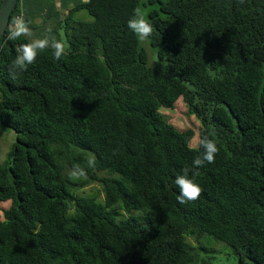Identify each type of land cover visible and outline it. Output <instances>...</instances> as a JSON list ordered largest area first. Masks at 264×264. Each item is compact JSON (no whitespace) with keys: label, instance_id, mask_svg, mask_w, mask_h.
<instances>
[{"label":"trees","instance_id":"trees-1","mask_svg":"<svg viewBox=\"0 0 264 264\" xmlns=\"http://www.w3.org/2000/svg\"><path fill=\"white\" fill-rule=\"evenodd\" d=\"M137 7L156 60L127 27ZM17 17L66 52L13 80L28 41L0 38V125L17 134L0 164V264H211L202 253L221 244L264 264V0H19ZM178 101L194 125L168 118ZM203 136L219 152L181 204L175 177ZM95 182L101 204L80 193Z\"/></svg>","mask_w":264,"mask_h":264},{"label":"clouds","instance_id":"clouds-1","mask_svg":"<svg viewBox=\"0 0 264 264\" xmlns=\"http://www.w3.org/2000/svg\"><path fill=\"white\" fill-rule=\"evenodd\" d=\"M88 2V0H85ZM148 13L146 10L137 7L133 10L132 17L127 21L128 29L137 37L138 42L144 43L153 35V25L148 20ZM6 40L16 41L20 38L27 39L28 42L22 43L17 49L15 59L9 67V74L13 80L16 79L17 73L26 71L29 65L36 62L37 56L40 52L52 48L55 60L59 61L65 55L66 43L57 40L54 36L44 38H34V33L29 27V24L23 17H17L7 28ZM197 147L203 149V153L197 156L191 168L182 169L181 173L175 177V185L179 189L177 200L183 204L189 201L199 199L203 189L196 182V177L199 176L198 169L203 167L205 162L211 164L215 162V157L219 152L218 142L216 139L203 136L197 141ZM89 166H94V159L89 160ZM191 173V175H189ZM86 173L79 166L70 173L71 177L79 178Z\"/></svg>","mask_w":264,"mask_h":264},{"label":"rangeland","instance_id":"rangeland-1","mask_svg":"<svg viewBox=\"0 0 264 264\" xmlns=\"http://www.w3.org/2000/svg\"><path fill=\"white\" fill-rule=\"evenodd\" d=\"M144 9V8H142ZM147 11V9H144ZM80 14V13H79ZM81 15H84V18L87 20H92L88 14L81 13ZM140 45L145 48L149 54L151 55V60H156V57L151 52V47L148 44V41L144 43H140ZM187 109L184 106V104L181 101H178L175 110L173 112H168L167 116L174 124H178L182 127H187L190 125H194L192 121L186 116ZM195 141V140H194ZM17 142V134L10 129H7L6 127H3L0 125V164L4 163L7 157V152L10 150L11 146ZM195 143V142H194ZM83 190V191H82ZM81 192L82 195L88 196V197H98V201H95L97 204H101V201H103L104 194L102 191L101 183L95 182L92 183L84 188H82ZM100 200V201H99ZM141 213L138 211H134L131 214H121L119 217H117V220H125L128 217H138ZM215 246V245H214ZM223 246L222 251L220 254L215 255L214 253H202L201 257L208 258L209 256L214 257V260L211 262V264H237L236 261L233 260V257L231 255V248H228L226 245L221 244ZM210 247H213L211 245ZM221 247H218V249ZM213 249V248H212ZM253 264L252 262H248V264Z\"/></svg>","mask_w":264,"mask_h":264},{"label":"water","instance_id":"water-1","mask_svg":"<svg viewBox=\"0 0 264 264\" xmlns=\"http://www.w3.org/2000/svg\"><path fill=\"white\" fill-rule=\"evenodd\" d=\"M19 0H2L0 6V38L5 34L11 15Z\"/></svg>","mask_w":264,"mask_h":264}]
</instances>
